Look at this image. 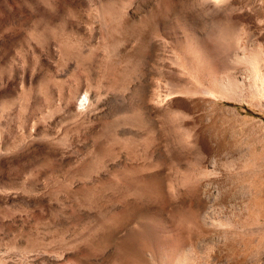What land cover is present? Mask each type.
Instances as JSON below:
<instances>
[{"label": "rangeland", "instance_id": "rangeland-1", "mask_svg": "<svg viewBox=\"0 0 264 264\" xmlns=\"http://www.w3.org/2000/svg\"><path fill=\"white\" fill-rule=\"evenodd\" d=\"M0 264H264V0H0Z\"/></svg>", "mask_w": 264, "mask_h": 264}, {"label": "bare ground", "instance_id": "bare-ground-1", "mask_svg": "<svg viewBox=\"0 0 264 264\" xmlns=\"http://www.w3.org/2000/svg\"><path fill=\"white\" fill-rule=\"evenodd\" d=\"M213 4V3H212ZM208 91V90H207ZM209 92V91H208ZM202 93H204V92H202ZM85 99H83L82 100V102L81 103H83V101H84ZM87 101V100H86ZM209 214H211V213H209ZM213 216V215H212ZM208 219H210V217H208ZM211 222V221H210Z\"/></svg>", "mask_w": 264, "mask_h": 264}]
</instances>
